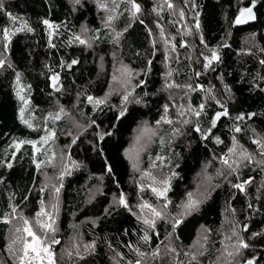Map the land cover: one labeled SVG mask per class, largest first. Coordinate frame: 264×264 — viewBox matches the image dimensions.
<instances>
[{"label":"trees","instance_id":"16d2710c","mask_svg":"<svg viewBox=\"0 0 264 264\" xmlns=\"http://www.w3.org/2000/svg\"><path fill=\"white\" fill-rule=\"evenodd\" d=\"M118 1H110L116 8L107 24L96 0H0V31L9 33L0 66V255L7 254L13 216L34 219L45 209V173L56 150L68 148L76 167L59 185L61 264H264V169L250 166L240 179L216 177L198 207L175 219L205 166L237 144L256 154V140L264 137V0H171L177 10L193 8L197 15L189 44L178 21L161 19L164 0H134L139 12L132 0ZM251 2L257 20L238 26L237 14ZM165 26L177 34L179 57L169 78L191 81L195 89L178 85L174 95L164 89L159 36ZM82 27L93 45L77 39ZM213 52L219 59L209 64ZM112 53L141 73L127 100L97 104L111 83ZM188 98L199 115L187 117L182 100ZM58 105L84 125L75 139ZM143 122L162 124L143 160L166 178L162 205L173 218L152 228L134 211L138 190L126 157ZM248 179L243 190L236 187ZM121 195L127 203L112 204Z\"/></svg>","mask_w":264,"mask_h":264},{"label":"rangeland","instance_id":"374dc122","mask_svg":"<svg viewBox=\"0 0 264 264\" xmlns=\"http://www.w3.org/2000/svg\"><path fill=\"white\" fill-rule=\"evenodd\" d=\"M71 1V0H70ZM72 3L82 1V0H72ZM99 3V7H101V17L102 20L111 24L113 22L114 17V6L110 5V1L112 0H96ZM157 3L160 1L155 0ZM117 2H119L117 0ZM255 2H251L253 4ZM163 5L166 9L165 12L161 15V19H169L171 20V24L175 25L178 21L181 36L184 37L183 42L187 44L189 39L186 37L191 36L194 37L196 27H197V15L195 16L194 9H188V13H185L183 10H177V6H172L171 0H164ZM171 5V7L169 6ZM248 5H245V8ZM159 7L163 6L160 4ZM180 9V8H179ZM241 9V10H242ZM161 10V11H162ZM240 10V11H241ZM166 15V16H165ZM164 23H168L164 21ZM163 28V27H162ZM158 35L162 34V30H158ZM163 35L159 36L161 39V46L166 54V62L167 65L165 70L167 71L166 84L164 89L169 91L171 95H174L173 88L178 85H186L184 87L189 89H195V86L191 84V81H187L185 83H180L178 81L177 84L173 82V79L169 78L171 67L176 62L179 57L177 56L176 48V37L177 34L174 32V28L172 26H165L163 28ZM79 40H83L85 44L93 45V38L87 29V27H82L78 32ZM9 38V33L5 30L0 31V66H3V62L6 60V44ZM196 54L193 50L192 54ZM101 68L105 69L106 62L101 60ZM111 70H112V79L107 93L100 98L94 100L108 102L115 97L125 98L126 96L129 98L132 94L134 83L137 81L140 76L139 71L133 70L128 65L120 62L115 53H112L111 58ZM57 77L53 79V83L56 86ZM182 87V86H181ZM179 99L184 96V92L178 91L177 94ZM183 110L186 113L187 117L190 115H194L198 112L197 107H193L190 103L189 98L187 100H182ZM57 111L63 114L68 115V117L72 121L73 131L72 138L75 137L82 131L84 125L81 124L73 115V112H68L67 108L58 105ZM186 117V118H187ZM162 124H158L155 126H151L147 122H143L138 128L135 130L130 145L126 150V157L129 159V162L132 167L133 173V184L137 187L138 197L137 204L134 207V211L137 212L140 217L144 221H148L146 223L150 228L154 227L156 223L162 218H172L170 211L168 208L162 205V199L165 196V188H166V178L162 176L159 171L156 169H146L144 167V154L148 151L150 144L152 143L155 135L160 131ZM258 142V143H257ZM257 144V152L254 154L253 152L246 149L244 146L237 144L229 154L225 156L217 158L213 163L205 166L202 170L198 178L195 182V188L191 192L188 200L183 205L182 211L175 214V219L181 218L185 215V212L188 210L189 212L194 211L201 200L205 197L206 193L210 189L211 182L216 178H223L226 180L228 178H232L233 176H237L238 179L241 178L240 172L243 169L259 167L264 169V137L256 140ZM68 148H58L52 160V171L46 172L43 179V187L48 190L49 198L46 204V207L42 212L37 215L34 219H29L21 216L20 214H15L11 220V231L8 237V250L6 256L0 255V264H61L62 258L65 256L62 250H58L59 247V239L56 235H58V226L57 221V210L60 202V190L59 189L61 178L67 173L73 171L76 167L75 161L70 157ZM227 160L228 164H225L224 161ZM251 164V165H250ZM231 165V167H229ZM152 167V166H151ZM251 179H248L246 182L240 181L238 185H243L245 188V183L249 182ZM96 188H94L95 190ZM156 189V191H153ZM159 192H163L164 195H158ZM121 197H123L124 204L127 203L126 196H118L112 200V204L119 205L122 204ZM150 205V207H145L144 205ZM155 209L156 215L153 212ZM56 216V217H55ZM27 222V223H26ZM51 225V227H48ZM29 231L34 233L37 239H34L33 236L29 235ZM58 241V242H57ZM79 243V235L76 237H72L70 240V247L74 249ZM200 247V246H199ZM47 248L49 250L48 253L42 251V249ZM35 249V251H33ZM199 250V248H197ZM27 251V255L25 252ZM140 264H145V260H143Z\"/></svg>","mask_w":264,"mask_h":264},{"label":"snow or ice","instance_id":"6c2138e0","mask_svg":"<svg viewBox=\"0 0 264 264\" xmlns=\"http://www.w3.org/2000/svg\"><path fill=\"white\" fill-rule=\"evenodd\" d=\"M132 4H133V8L135 9V12H139V11H140V6H139L138 4H135L134 0H132ZM169 6L171 7V5H169ZM0 7H2V5H0ZM135 12H134V14H135ZM241 17H246L247 19L254 18V17H253V14H252V9H251V8H247V9L242 10V11H241ZM243 22H245V21L242 20V19H240L239 17H238L237 20H236V23H243ZM45 23L47 24L48 22L45 21ZM49 26L51 27V25H49ZM197 27H198V25H197ZM77 39H79V37H77ZM80 42H81V43H84L83 40H81ZM218 59H219V57L215 54V52H213L212 57H211V59L209 60V64L211 63L212 60H218ZM73 63H75V61H73ZM261 63H264V61H261ZM88 99H89V101H91V100H92V97H89ZM125 100H127V96L125 97ZM96 103L99 104V103H102V101H96ZM201 107H203V106H201ZM196 114L199 115V113H196ZM221 115H227V111H225V112H223V113H218L216 119H219ZM58 118H59V117H57V119H58ZM166 122L170 123L171 121H166ZM213 124H215V121H213ZM236 131H240V129L237 128ZM257 143H258V142H257ZM230 151H234V150H230ZM224 163H225V164H228V161L225 160ZM229 167H231V165H229ZM236 187L241 188V190H243V185H236ZM58 191H59V189H57V192H58ZM153 191H156V189H153ZM158 195H164V193H163V192H159ZM120 202H121L122 204L125 203L124 200H123V197H121V201H120ZM144 206H145V207H150V205H147V204L144 205ZM153 212H154L156 215H159V213H156V212H155V209H153ZM26 223H27V222H26ZM145 223H148V221H145ZM48 227H51V225H48ZM29 235H30V236H33L34 239H37V238L35 237L34 233H32L31 231H29ZM145 239H147V236L145 237ZM57 242H58V241H57ZM241 246L244 247V248L248 247V245H247V244H244V243H242ZM33 251H35V249H33ZM42 251H44L45 253H48V252H49V250H48L47 248L42 249ZM25 255H27V251L25 252ZM247 264H254V262H253L252 260H249V261L247 262Z\"/></svg>","mask_w":264,"mask_h":264},{"label":"water","instance_id":"95a60500","mask_svg":"<svg viewBox=\"0 0 264 264\" xmlns=\"http://www.w3.org/2000/svg\"><path fill=\"white\" fill-rule=\"evenodd\" d=\"M256 3H253V4H249L248 6H246L245 8H243L242 10L244 9H247V8H251L252 9V14H253V17L254 18H251V19H247L246 17H241V11L237 14L236 18H235V21L237 20V18L239 17L240 19L244 20L245 22L243 23H236L238 26H246L248 24H251V23H254L256 20H257V17H258V14H257V9H256ZM248 262V261H247ZM247 262H245L244 264H247Z\"/></svg>","mask_w":264,"mask_h":264}]
</instances>
